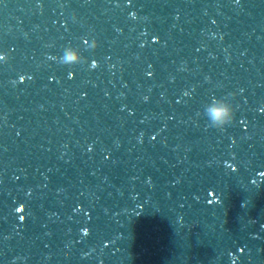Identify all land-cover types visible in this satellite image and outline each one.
Here are the masks:
<instances>
[{
	"label": "clouds",
	"instance_id": "obj_1",
	"mask_svg": "<svg viewBox=\"0 0 264 264\" xmlns=\"http://www.w3.org/2000/svg\"><path fill=\"white\" fill-rule=\"evenodd\" d=\"M132 17L135 18V13L132 14ZM88 41L87 48L90 50H95L99 47V41L95 37L91 38L89 41L88 38H85ZM50 60H58V62L65 66H74L77 64L88 63L87 57H84L81 54L79 48L73 47L71 44L67 45L63 49V53L59 57L50 56ZM12 60L10 52L4 51L0 52V62L5 64L9 63ZM90 67L95 69L98 67V63L95 60H92ZM72 73H69V78H71ZM26 79L25 76L21 75L19 77L20 82H24ZM13 84H16L17 81L13 80ZM185 96H189V92H184ZM236 96V93H229L226 96L217 98L212 96L210 98V103L205 104L204 106V115L208 119V127L215 128L217 130L223 131L227 126H230L236 119V112L238 111L239 105L234 104L233 100ZM24 219V217H23ZM87 234V229L84 230Z\"/></svg>",
	"mask_w": 264,
	"mask_h": 264
}]
</instances>
